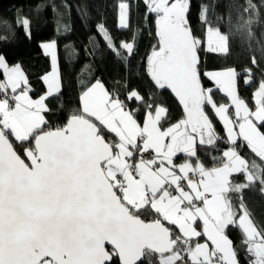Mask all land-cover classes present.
Returning a JSON list of instances; mask_svg holds the SVG:
<instances>
[{
	"label": "snow or ice",
	"instance_id": "6c2138e0",
	"mask_svg": "<svg viewBox=\"0 0 264 264\" xmlns=\"http://www.w3.org/2000/svg\"><path fill=\"white\" fill-rule=\"evenodd\" d=\"M140 3L156 41L140 62L146 87L82 82L62 120L48 118L65 96L57 41L39 44L50 60L40 93L0 49V264H241V247L246 264H264V226L246 200L264 197V63L206 65L203 55H230L210 34L208 0L201 34L191 0H116V26L131 35L117 44L96 29L127 68ZM11 12L0 44L31 42L30 17Z\"/></svg>",
	"mask_w": 264,
	"mask_h": 264
},
{
	"label": "trees",
	"instance_id": "16d2710c",
	"mask_svg": "<svg viewBox=\"0 0 264 264\" xmlns=\"http://www.w3.org/2000/svg\"><path fill=\"white\" fill-rule=\"evenodd\" d=\"M115 2L116 0H0V16L10 17L13 15L11 9L16 8L31 19L33 31L31 42L24 40L23 33H20L10 46L0 44V49L6 50L13 61L23 65L35 93L42 92L44 85L39 77L50 65L49 58L43 54L39 44L57 41L65 96L51 101L50 106L53 107L52 114L48 117L50 120L63 119L60 105L75 99L82 82L102 78L106 86L119 90L120 93L126 91L125 81L130 82L133 87H146L147 78L143 74L140 62L150 51L151 45L156 42L154 24L144 28L142 3L139 4V11L133 8L131 17L133 29H136L137 25L140 26V30L137 31L138 55L132 60L131 67L127 68L108 50L96 29V25L103 22L117 44L131 35L130 32L120 30L116 26ZM201 2L202 0H191L190 19L198 34L202 33L200 22L197 20V6ZM208 2L214 7L206 17L207 23L211 29H216L226 36L227 51L230 55L227 61L219 56L203 55L206 65L216 66L227 62L230 65L247 66L252 56H256L264 63V0H208ZM252 90L251 87H242L241 92L250 98ZM217 129L223 134L219 122ZM246 200L255 223L264 226V197L253 189L246 193ZM231 236L236 244L240 245L239 230L234 229ZM239 251L241 264H246L248 260L246 249L241 247Z\"/></svg>",
	"mask_w": 264,
	"mask_h": 264
},
{
	"label": "rangeland",
	"instance_id": "374dc122",
	"mask_svg": "<svg viewBox=\"0 0 264 264\" xmlns=\"http://www.w3.org/2000/svg\"><path fill=\"white\" fill-rule=\"evenodd\" d=\"M210 34L222 50H227L228 43L226 36L223 33H220L216 29L210 28Z\"/></svg>",
	"mask_w": 264,
	"mask_h": 264
},
{
	"label": "crops",
	"instance_id": "0c3cea01",
	"mask_svg": "<svg viewBox=\"0 0 264 264\" xmlns=\"http://www.w3.org/2000/svg\"><path fill=\"white\" fill-rule=\"evenodd\" d=\"M49 62H50V60H49Z\"/></svg>",
	"mask_w": 264,
	"mask_h": 264
}]
</instances>
